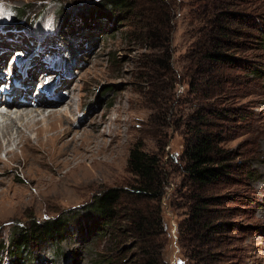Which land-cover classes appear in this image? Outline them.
Listing matches in <instances>:
<instances>
[{"label": "rangeland", "instance_id": "1", "mask_svg": "<svg viewBox=\"0 0 264 264\" xmlns=\"http://www.w3.org/2000/svg\"><path fill=\"white\" fill-rule=\"evenodd\" d=\"M134 1L132 9L91 11L101 0H0V24L11 18L13 5L46 4L48 15L63 5L65 16L97 15L83 34L56 28L43 46L56 62L63 57L62 75L69 74L62 93L72 92V110L68 104L66 120L57 121L67 137L52 146L38 130H24V147H14L12 155L0 152V237L32 219L73 211L59 242L68 257L43 264H144L138 238L119 227L122 217L111 223L88 210L100 190L130 188L129 152L140 142L159 153L168 176L162 203L170 232L163 259L198 264L179 231L188 201L182 155L197 124L219 139L229 167L210 185L222 227L206 253L215 264H264V0H164L171 12L168 39L156 37L163 34L159 25L148 40L137 24L140 13L149 10L161 23V8L152 0ZM220 10L229 14L221 48L227 56L215 62L204 56V45L217 40L211 28L220 25L214 20ZM74 21L84 23L80 16ZM34 40L30 31L0 30V66L6 69L12 54L18 59ZM46 65L56 64L43 56L39 67ZM38 72L34 82L44 79ZM6 143L2 138L0 147ZM0 264L10 260L5 256Z\"/></svg>", "mask_w": 264, "mask_h": 264}, {"label": "trees", "instance_id": "2", "mask_svg": "<svg viewBox=\"0 0 264 264\" xmlns=\"http://www.w3.org/2000/svg\"><path fill=\"white\" fill-rule=\"evenodd\" d=\"M152 2L161 8L163 16L161 23L152 19V12L147 10L140 13L137 24L147 40L156 36L159 25L163 34L156 37L168 39L171 12L165 7L164 0ZM134 5V0H101V4H95L96 7L91 11L111 9L109 6L132 9ZM62 8L63 5L56 7L53 18L54 25L64 35L75 37L77 34H83L84 29L88 28L87 23L97 16L96 14L65 16ZM46 10V4H39L35 9L13 5L8 26L32 28L33 23L48 14ZM227 15L229 16L224 10L214 14V20L220 24L211 28L217 32L215 35L217 40L213 39L212 46L204 45L206 48L204 56L215 62L223 61L227 56L221 49L222 40L228 33V26L224 22ZM79 16L84 20L83 24L75 23L74 19ZM211 35V38H214L213 34ZM199 115L202 116L201 113ZM198 122L203 123L202 120ZM191 127L196 129V138L187 145L181 161L182 169L188 177L185 183L187 189L183 194L188 201L186 216L179 223L180 237L184 240L183 245L187 254L196 259L198 264H215L212 255L206 253L205 248L209 245L212 235L222 227V222L218 220L217 209L211 207L219 202V198L210 193V185L228 170V164L225 162L228 155L219 145V139L212 133L204 132L197 124ZM161 162L162 158L158 152L146 150L140 142L135 143L130 149L127 164L134 175L130 188L106 187L94 195L88 207L96 217H102L111 223L122 217L124 224L119 227L138 238L137 244L141 248L140 254L144 264H170L163 259L169 239L167 233L170 231L163 216L162 203L168 176ZM73 216H75L73 211H70L43 221L32 219L29 223L18 225L13 232L8 233V236L0 237V261L6 256L10 264H43V261L48 259L57 261L60 257L65 258L67 252L62 249L59 242L66 237L67 226ZM46 243L48 246H44ZM35 245L39 246L29 248Z\"/></svg>", "mask_w": 264, "mask_h": 264}, {"label": "bare ground", "instance_id": "3", "mask_svg": "<svg viewBox=\"0 0 264 264\" xmlns=\"http://www.w3.org/2000/svg\"><path fill=\"white\" fill-rule=\"evenodd\" d=\"M0 68L2 67L0 66ZM5 68L7 67L5 66ZM36 70L37 69H35L34 71L36 72ZM38 71V74H44L45 77V75L50 76L52 73L54 74L55 70H53V68H46ZM31 72L32 71H29V74H31ZM8 82H10V80H8ZM32 83L33 81L28 84L26 79L24 81V84L27 85L25 88H13L11 93L15 94L10 99H7L6 97L0 95V143L2 142V138L7 141L6 147H0V152L4 150L7 155H12V149L14 147H20L22 145L24 147V143L27 141L29 142V140H27L28 137L25 138L24 136L26 130H38L42 135H44V137H46V143L52 146L61 141L65 142V139L67 137V135H65L66 131L65 129L63 130L62 125L57 124V121L60 117L66 120V115H68V112L67 110L64 111V108L68 104V106L72 110L73 101L69 102L73 98L72 92L70 93V97L62 93V88L66 87L67 83H64V79H62L61 86H59V88L57 89V97L54 98H48L45 94H43V92H37L33 88ZM21 94H24L22 96L23 98H21ZM62 103L65 104L62 105ZM4 106L6 107V109H3ZM79 123L82 124V122ZM18 124L22 128L19 127ZM36 126L38 128H35ZM14 128H16V136L13 133ZM38 136L40 137V135ZM38 143L41 146L43 144L42 142V144H40L39 141Z\"/></svg>", "mask_w": 264, "mask_h": 264}]
</instances>
